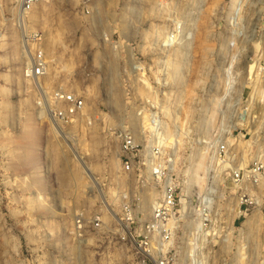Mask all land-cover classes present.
Listing matches in <instances>:
<instances>
[{"label": "rangeland", "instance_id": "rangeland-1", "mask_svg": "<svg viewBox=\"0 0 264 264\" xmlns=\"http://www.w3.org/2000/svg\"><path fill=\"white\" fill-rule=\"evenodd\" d=\"M19 2L0 0V264L132 259L118 222L125 198L144 222L158 195L151 182L143 193L137 173L121 164L132 89L141 97L158 91L163 105V145L174 149L165 165L174 162L182 200L177 262L196 251L203 264H264V174L252 189L257 205L239 210L228 174L212 182L211 163L224 159L220 144L229 168L264 159V0H45L25 15L48 62L36 81L23 74ZM136 62L144 69L130 71ZM252 76L260 84L254 100ZM40 89L49 102L57 89L72 91L84 109L72 123L56 124ZM207 189L210 211L199 203ZM96 217L99 230L90 224Z\"/></svg>", "mask_w": 264, "mask_h": 264}, {"label": "built area", "instance_id": "built-area-1", "mask_svg": "<svg viewBox=\"0 0 264 264\" xmlns=\"http://www.w3.org/2000/svg\"><path fill=\"white\" fill-rule=\"evenodd\" d=\"M45 0H21L20 10L23 15L28 14L39 3ZM26 18V17H25ZM42 37L36 33H29L26 37L28 50L32 51L31 58L28 59L24 68V77L32 81L44 78L48 72V62L42 47ZM33 46L32 50L30 47ZM141 62H136L130 66V71L142 70ZM132 89V87H131ZM158 91H149L141 97L139 91L129 90V122L126 131L122 135L121 142V164L125 172H136L139 178L140 187L143 193L149 189L151 182L158 190V199L153 205V210L147 221L137 222L133 215V203L129 197L125 198L122 207L120 221L125 224L126 230L121 235L122 241L129 247L132 259L127 264H179L177 261L180 252L175 247V237L177 235V225L179 219V207L181 206V196L178 184L173 180L175 175L174 162H166V151L174 152V149H167L160 142L164 133V123L162 121L163 105L154 97L158 96ZM140 99V100H136ZM44 109L48 112L50 119L56 124H68L80 115L84 109L82 96L72 92L57 89L52 93L49 102L41 99ZM135 124H132V122ZM222 160H226L227 147L225 144L218 146ZM214 174L212 182L222 174H228L230 183L239 194V210L243 207L249 209L258 202V195L253 192L262 183L264 174V159L256 157L254 161L245 169H240L234 165L233 168L219 169L211 158ZM204 197L199 203L206 210L210 211L212 202L209 190L203 194ZM82 219L77 220V229L84 230L85 223ZM189 222L195 224L194 213L189 211ZM210 220L200 221L201 225L207 226ZM140 226L134 228L133 224ZM93 230L101 228L100 219L96 217L91 223ZM193 246V245H192ZM184 254L186 262L181 260L180 264H203L199 260L197 252ZM198 259V260H197ZM99 264H126L121 262H101Z\"/></svg>", "mask_w": 264, "mask_h": 264}, {"label": "bare ground", "instance_id": "bare-ground-1", "mask_svg": "<svg viewBox=\"0 0 264 264\" xmlns=\"http://www.w3.org/2000/svg\"><path fill=\"white\" fill-rule=\"evenodd\" d=\"M16 1H21V0H16ZM19 7H20V2H19ZM20 9V8H19ZM0 10L2 11V5H0ZM17 25H18V27H19V29L22 31V42H23V46H24V49H25V54H26V56L28 57V59H30L31 58V54H32V51H30V50H28V48H27V45H26V37H27V35H28V25H27V23H26V18H25V15H23V13H22V11L21 10H19V14H18V16H17ZM0 41H3V35L0 37ZM27 64V63H26ZM258 77V76H257ZM249 83L252 85V97H253V100H254V98H255V96H256V94L258 93V91H259V79H257L255 76H252V77H250L249 78ZM40 93H41V95H42V98L45 100V102L47 103L48 102V98H47V93L45 94V92H43L41 89H40ZM246 109L248 110V111H251V105L249 104L247 107H246ZM43 113V112H42ZM56 129H58L57 127H56ZM59 130V129H58ZM169 139H170V142H173V136L172 135H170L169 136ZM160 142L161 143H163L164 145H167L168 143H167V138L165 137V136H161V138H160ZM165 147V146H164ZM217 165L219 166L218 168L219 169H221V168H229V166H230V164L227 162V161H225V160H219L218 161V159H217ZM239 168L240 169H245L246 168V162H243L240 166H239ZM86 170H87V172H88V174H89V176H90V178L92 179V181H93V183L95 184V186H96V188L98 189V191H99V194H100V197H101V199L104 201V205H105V207L108 209V211H110L111 213H113V210L110 208V206H109V204H107L106 202H105V199H104V196L102 195V193L100 192V186H99V183H98V181L93 177V175H92V173H91V171H90V169L89 168H86ZM205 170H206V176L208 175V174H210V173H208V169H206L205 168ZM188 171V170H187ZM188 173V172H187ZM211 175V174H210ZM209 181V180H208ZM201 182H203V183H205V185H206V183H207V178L206 177H201ZM210 182H211V178H210ZM207 184H211V183H207ZM203 191H204V189H203ZM158 196H159V194L157 195V197H156V199H155V201H154V204H155V202H156V200L158 199ZM153 204V205H154ZM153 208V207H152ZM110 213V214H111ZM118 222H120V220H119V218H118ZM121 225V224H120ZM124 229L123 230H126V227H123Z\"/></svg>", "mask_w": 264, "mask_h": 264}]
</instances>
